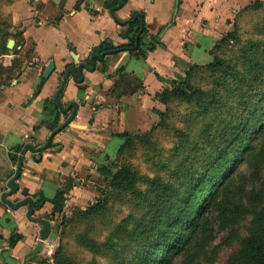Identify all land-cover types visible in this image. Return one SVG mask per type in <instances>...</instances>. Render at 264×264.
<instances>
[{
    "label": "trees",
    "instance_id": "trees-1",
    "mask_svg": "<svg viewBox=\"0 0 264 264\" xmlns=\"http://www.w3.org/2000/svg\"><path fill=\"white\" fill-rule=\"evenodd\" d=\"M232 26L210 51L212 62L191 65L171 82L177 87L157 95L167 110L154 131L169 128L174 142L151 149L152 134L126 133L118 161L103 169L100 196L54 228L59 240L40 264H215L223 247L231 249L224 264H264V0L237 12ZM149 32L142 16H132L121 33L128 43L103 41L100 62L133 46L146 60L162 45L157 35L145 41ZM142 89L137 77L122 73L114 96ZM43 111L44 124H63L55 100ZM23 147L9 150L13 165ZM139 147L150 152L144 166L132 161ZM37 196L34 210L47 201L41 191ZM53 203L60 208L63 193ZM21 238L12 235L10 247Z\"/></svg>",
    "mask_w": 264,
    "mask_h": 264
},
{
    "label": "crops",
    "instance_id": "crops-1",
    "mask_svg": "<svg viewBox=\"0 0 264 264\" xmlns=\"http://www.w3.org/2000/svg\"><path fill=\"white\" fill-rule=\"evenodd\" d=\"M257 0H0V264H40L43 248L32 253L41 225L33 219L50 216V238L65 219L87 210L99 197L103 169L116 155L124 135L146 131L150 110L158 104L154 95L169 82L184 77L190 65L212 62V49L232 31L237 12ZM134 12L141 13L149 34L162 45L139 58L136 47L112 53L104 65L91 56L103 41L128 43L121 33ZM100 53V52H98ZM54 70L43 83L49 63ZM86 65L83 80L70 74L59 94L62 112L55 100L70 66ZM105 68V69H103ZM122 73L137 77L143 89L121 98L114 96ZM55 100L62 113V127L49 147L23 156L19 188L7 196L14 204L41 191L47 199L28 218V204L17 209L2 200L16 174L9 150L15 145L42 147L59 129L44 124L45 101ZM24 148V147H23ZM19 161V160H18ZM110 169H113L110 167ZM63 193V205L53 200ZM14 234L22 238L10 247ZM56 236V235H55ZM52 264V263H41Z\"/></svg>",
    "mask_w": 264,
    "mask_h": 264
},
{
    "label": "water",
    "instance_id": "water-1",
    "mask_svg": "<svg viewBox=\"0 0 264 264\" xmlns=\"http://www.w3.org/2000/svg\"><path fill=\"white\" fill-rule=\"evenodd\" d=\"M133 15H134V18H137V16H142L141 13H137V12H134ZM104 55H105V52L92 54L91 59H90L91 67L88 68L89 71H93L95 69V65H94L95 59L102 58ZM85 65L86 64L84 62H81L78 65V67H77L78 75H76L75 67L70 66L67 69V71H66V73L64 75V78L62 80V83H61V86H60L59 91L55 95V100L58 103L61 111L64 112V113L67 112V111H69L70 108H71V106L74 107V111H75L76 108H77V103L76 102H72L67 109L66 108H63V105H62L61 100L59 98V94L63 90V88L65 86V83H66V79L68 78V76L70 74L75 75L76 76V80L79 81V82H81L83 80L81 70H82L83 67H85ZM53 70H54V62L51 61L49 63V65L45 68L44 72H43V75H42V82L43 83L48 79V77L51 75V73L53 72ZM73 116H74V112L71 115V117L68 119V121L62 127H60L59 129L55 130L52 133V135L50 136V138L48 139V141L45 143L44 146L38 147V148H34L31 144H26L24 146L23 150H22L21 155H20V158H19V161H18V165L16 167V174L13 177H11L9 179V181H8V187L10 188V190L7 191V192H5L3 194L2 200L5 203H7L13 209H17L19 207H22V206H25V205L28 204V213H27V216L31 220H32V214L34 213V207H33V204L34 203H33V200H32L31 197H28V198H26V199H24L22 201H19V202L15 203V204L12 201H10L9 199H7V196H10V195L16 193V191L19 188V183L17 182V180L21 176L22 165H23V156L28 151H31L33 153H39V152H42L43 150H45L47 147H49V144H50L52 138L58 132H60L65 126H67L71 122ZM33 221L40 223V225L42 226L41 227V230H40L39 240H38V242L36 244V247L32 251V253H37V252H39L43 248L44 241H46L50 237V234H51V223H50V221L47 218L46 219H44V218L43 219H33Z\"/></svg>",
    "mask_w": 264,
    "mask_h": 264
},
{
    "label": "rangeland",
    "instance_id": "rangeland-1",
    "mask_svg": "<svg viewBox=\"0 0 264 264\" xmlns=\"http://www.w3.org/2000/svg\"><path fill=\"white\" fill-rule=\"evenodd\" d=\"M234 19H233V21H234ZM232 29H233V26H232ZM188 69H189V67H188ZM187 70H186V72H187ZM186 72H185V74H186ZM177 84L178 83H171V82H169L168 85L162 91H160V92H158V93H156L154 95V98L157 100L158 104L156 106H154L150 110L151 122H146V131H144V132H138V133L137 132H129L130 134H135V135H143L145 133L146 134L147 133L152 134V138L150 139V142H149L150 143V146H151V149L155 145L158 146V147H166V146H169L170 144H172L174 142V137H173L172 134L169 133V128H167V129L165 128V130L164 129H157L156 131H154V130H155L156 126L160 122L159 112H165L167 110L166 105L163 104L162 102H160L158 100V96L157 95L160 94V93H162L163 91H165V89H172L173 87H177ZM177 105H179V104L177 103ZM186 107H187V105L185 103H182L181 104L180 109L182 110V113H186L187 112V109H185V110L183 109V108H186ZM125 141H126V137L123 138L122 145L125 143ZM122 145L119 147V149L122 147ZM119 149L117 150L116 155H115V157L112 160L113 162L118 161L117 160V155H118ZM149 153L150 152L147 151V148H146V154H145L144 153V148L143 147H139L136 161L132 160L133 163H135V164H142L144 166L145 165L144 159H146V161H148L147 160V157H148V154ZM117 164L119 165V162H117ZM115 168L116 167H114V169ZM105 185H108V184H105ZM105 185L104 184H101V187L103 188ZM99 196H100V194H99ZM95 202L96 201L94 200L92 203L94 204ZM221 236H222V233L219 236H217L216 241H215V244H217V243L220 242ZM51 239H52V241H54L55 245H56L57 241L59 240V238L57 239L55 235ZM230 253H231V249L230 248L223 247L220 250V252H219V254H218L217 258H216L215 264H224L225 261L228 259ZM51 254L52 253L49 254L47 252H44V256H42V257L43 258L51 257ZM181 263H182V261H181L180 258L176 259L175 262H174V264H181Z\"/></svg>",
    "mask_w": 264,
    "mask_h": 264
},
{
    "label": "built area",
    "instance_id": "built-area-1",
    "mask_svg": "<svg viewBox=\"0 0 264 264\" xmlns=\"http://www.w3.org/2000/svg\"><path fill=\"white\" fill-rule=\"evenodd\" d=\"M55 249V243L52 241L51 238H48L46 241L43 243V250L47 253H52Z\"/></svg>",
    "mask_w": 264,
    "mask_h": 264
}]
</instances>
